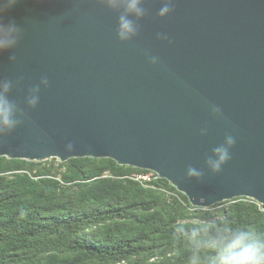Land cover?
Instances as JSON below:
<instances>
[{
  "label": "water",
  "instance_id": "95a60500",
  "mask_svg": "<svg viewBox=\"0 0 264 264\" xmlns=\"http://www.w3.org/2000/svg\"><path fill=\"white\" fill-rule=\"evenodd\" d=\"M165 2L143 0L126 41L123 6L100 0H17L0 13L21 29L0 51L21 121L0 136V156L110 157L167 178L195 206L246 196L264 207V0H174L160 17ZM229 135L231 159L214 173L207 161Z\"/></svg>",
  "mask_w": 264,
  "mask_h": 264
},
{
  "label": "trees",
  "instance_id": "16d2710c",
  "mask_svg": "<svg viewBox=\"0 0 264 264\" xmlns=\"http://www.w3.org/2000/svg\"><path fill=\"white\" fill-rule=\"evenodd\" d=\"M217 219L264 233L250 197L205 208L110 157L0 156V264H186V234Z\"/></svg>",
  "mask_w": 264,
  "mask_h": 264
},
{
  "label": "clouds",
  "instance_id": "9594fccd",
  "mask_svg": "<svg viewBox=\"0 0 264 264\" xmlns=\"http://www.w3.org/2000/svg\"><path fill=\"white\" fill-rule=\"evenodd\" d=\"M100 2L113 8L123 6L124 12L119 16L116 33L121 41L129 40L136 35L137 25L128 16L129 14L137 17L145 15V9L141 7L143 0H100ZM16 3L17 0H0V13ZM173 7L174 0H166L158 15L166 16ZM20 35L21 29L14 21L7 24L0 22V51L15 46ZM158 36L167 39L166 35L158 34ZM149 63L157 64L158 57H150ZM42 83L47 85L46 77ZM11 87L10 81H0V136L10 133L21 122L15 118V104L7 97ZM33 91L38 92V89ZM38 101L39 97L32 95L27 102L29 106L35 107ZM213 111L219 112L220 109L216 107ZM235 143V138L229 135L225 138L224 145L213 150L217 158L209 159L207 163L214 173L220 172L222 165L231 159L229 148ZM72 147L71 144L67 145L68 150ZM186 174L196 178L203 175L192 167L187 169ZM186 236L191 245L186 264H264V233H259L252 228L238 227L226 219H217L201 224Z\"/></svg>",
  "mask_w": 264,
  "mask_h": 264
}]
</instances>
